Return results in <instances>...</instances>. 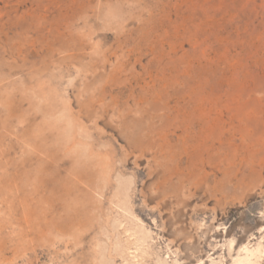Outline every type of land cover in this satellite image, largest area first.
Instances as JSON below:
<instances>
[{"label": "rangeland", "instance_id": "obj_1", "mask_svg": "<svg viewBox=\"0 0 264 264\" xmlns=\"http://www.w3.org/2000/svg\"><path fill=\"white\" fill-rule=\"evenodd\" d=\"M0 264H264V0H0Z\"/></svg>", "mask_w": 264, "mask_h": 264}, {"label": "bare ground", "instance_id": "obj_2", "mask_svg": "<svg viewBox=\"0 0 264 264\" xmlns=\"http://www.w3.org/2000/svg\"><path fill=\"white\" fill-rule=\"evenodd\" d=\"M161 98L162 97H160L159 99L161 100ZM168 104H167V106H169ZM152 131H153L152 129H148L147 130V133H148L147 135L150 136L154 132V131L153 132ZM125 137H126V144H127L128 148L134 153H141V155H143L144 152L139 150V149L144 148L143 147V143L138 142V140H137L138 138L135 135L131 136L132 140H129L128 136H125ZM153 137H154V135L152 136V138Z\"/></svg>", "mask_w": 264, "mask_h": 264}]
</instances>
